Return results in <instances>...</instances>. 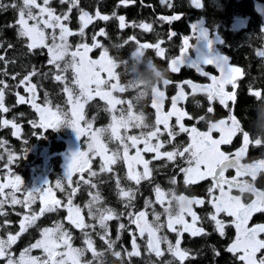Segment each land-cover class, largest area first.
I'll list each match as a JSON object with an SVG mask.
<instances>
[{"label": "trees", "instance_id": "1", "mask_svg": "<svg viewBox=\"0 0 264 264\" xmlns=\"http://www.w3.org/2000/svg\"><path fill=\"white\" fill-rule=\"evenodd\" d=\"M0 2L10 3L11 0H0ZM16 2L19 3L20 0H16ZM37 2L43 4V0H37ZM257 2H264V0H200L202 5L200 8H197L192 0H166L165 3H162L161 0H130L127 5L122 4L121 0H79V4L73 7L71 12H68V3L61 4L60 0H50L49 6L55 10L56 15L62 16L64 13H68L69 19L63 23L73 33L67 37V42L71 45L69 51H74L78 45L88 44L91 46L93 43H99L102 47L93 48L91 51L92 57H97L107 48L113 59L116 74L119 76V84L123 87V92L118 94L123 103L116 106L115 113L109 110L105 101L95 97L85 103L84 119L81 123L84 126L91 123L92 131L102 129L101 141L105 144L108 155H112L118 148L120 154L123 155V146L112 139L110 127L113 123L112 116L115 115L119 120L121 135L139 136L142 131L151 130L148 127L155 123L156 113L155 109L151 107L152 98L148 102L143 98L149 93L146 82L151 81L153 76L158 74L156 66H161L167 69V79L170 81L168 85L161 84L160 87L166 96V107L171 104L172 97L176 96L180 89L186 90V98L179 101L180 107L188 113L187 117L182 120L185 127L195 126L203 132L208 130L209 121L228 119L233 113L240 122L241 130L248 134L252 133L249 135L252 143L248 149L247 159H263L264 140L260 139L259 133L264 132V57L258 56L257 53L264 51V18L255 9ZM169 4L171 7L168 6ZM81 9L94 17L92 23L84 29L83 36L80 35ZM97 12L109 16L110 19L105 21L95 18ZM172 14H179V19L170 23L161 19L164 15ZM119 16L125 17L127 27L120 28L117 19ZM236 17L246 18V24L235 28L233 23ZM16 19L17 12L15 10L11 8L6 11L0 10V56L5 57L4 61H0V80L8 85L5 89L4 102L5 106L10 109L7 113L0 112V120H14L20 126L19 136L13 135L15 130L10 125L8 127L0 126V141L6 142L3 147H0V157H3L0 159V182L7 183L14 173L22 178L26 187L32 189L34 179L38 176L44 177L50 182L49 186L56 193L57 198L62 201H66L72 189L77 187L78 191L73 197L82 210L84 222L96 226L94 231L92 228L83 231L89 232L96 251L100 253L98 258H94L91 251L82 250L80 257L83 264H168L170 261L172 264H179L167 251V244H161L163 256L158 257L155 253H150L146 245L147 234L141 238L136 225L129 222L127 215L128 212L145 210L146 200L155 202L157 186L165 193L174 191L176 195H185L189 198L197 197L205 201L203 206L194 205L193 210L201 218L197 222L198 227H203L206 234L191 236L189 233H184L181 238V248L190 252V256L184 261V264H240L236 256L227 251L235 237L234 228L230 224H226L225 235L221 236L215 230L214 222L208 218V214L214 212L209 203L208 194V188L212 182L207 179L186 186L184 174L180 172V168L187 167V163L182 158H177L176 161H168L166 158L156 160L153 159L155 153H143L144 159L151 161L149 165L151 176L148 179H141L140 184H136L135 181L127 179L126 163L117 161L111 166L112 172H101L100 165L103 163V159L98 153L92 152L88 157L90 165L82 175L77 173L73 175L71 186L65 179L62 181L65 189L63 192L55 187L56 181L64 175L62 154L67 148V140L73 137L75 132L67 127H61L59 130L34 128L30 122L38 123L39 113L31 103L18 104L17 93L23 95L26 100L29 99L30 94L25 92L27 85H19V81L35 70L36 74L31 76L30 81L36 85V103L41 107L50 106L53 111L59 107L71 117V106L64 88L67 85L72 88L74 96L80 95L78 86L72 83L75 76L72 66L75 61L73 59L70 70L61 73L54 65L48 63L50 55L47 48L38 47L29 51L27 39L18 37L16 28L10 26L15 24ZM198 19H203L204 25L209 27L212 35L216 34L221 38V42L217 43L215 49L228 56L229 62L241 68L243 72V75L238 78L235 88L236 101L235 103L229 101L228 107L221 105L219 100L209 102L206 94L202 92L189 91L190 86L184 83L185 81L190 80L201 85L208 81V78L201 76L196 69L185 65L179 73H172L168 67L171 59L179 55L183 37L189 36L190 42L195 40L191 25ZM141 22L151 24L152 30L144 31L138 26H133V24L139 25ZM101 29L104 30L105 35H99ZM173 32L176 35L170 38V34ZM47 33L50 36L52 30L48 29ZM56 35L59 36V28L56 29ZM46 42L49 45L52 43L51 39ZM57 42H60L59 39ZM157 43L165 50L164 57L157 56L155 48H139L142 44L155 45ZM9 44L13 47L8 48ZM190 54L194 55L193 50H190ZM59 63L63 68V61ZM204 69L216 73L212 65H206ZM5 71L7 75H4ZM57 74L62 75L65 79L63 81L55 80ZM13 76L16 77L15 80ZM231 88L229 87V89ZM154 89L150 90L152 94ZM254 91H260L262 96L252 95L251 93ZM45 93H47V97H45ZM209 106L213 108L212 113L207 112ZM144 114L148 118L147 125L144 123ZM201 116H204L205 119L200 120ZM171 128L179 134L175 140L168 143L170 138L167 132L161 131L160 140L165 142L164 148L161 149L162 152L172 151L177 145L184 147L190 143L188 133H180L179 125L175 121H172ZM241 138L243 135L239 132L232 143L225 145V148L238 147ZM257 139L262 141L261 144H255ZM90 142V136L81 137V150L88 152ZM141 146L143 144L139 145L140 148ZM25 149H28L27 155H25ZM9 151L17 157L16 161L10 165L12 173L5 167L8 163ZM129 152H133V148H130ZM91 172H96L97 175L93 177L90 175ZM117 177L120 178L121 187L131 188L135 191L132 207L125 208L126 201L118 195ZM173 178L176 181L175 184L171 183ZM83 180H89L97 187L91 188L90 184H84ZM10 191L11 189H5V192ZM96 191L101 194L103 207L112 208L117 214H124L119 219L107 222V239L115 241L112 249H109L105 240L100 238L103 235V230L95 220L88 216L85 207L91 199L89 192L94 194ZM16 195L23 201L26 193L21 191ZM153 206L157 211H163L161 205L154 204ZM39 210L38 198L30 208H25L22 204H4L0 209L6 213V215H0V239L6 240L9 234L19 233L20 221L23 216L30 212L39 213ZM147 211L149 212L148 220L152 222L154 217L151 215V207ZM64 212L63 208H58L55 212H46L38 218L34 226L21 233L11 246L14 257L40 240L43 228L53 227L57 222L63 223L65 230L71 233L74 248L86 249L83 231L67 221ZM220 218L224 222L227 220V216L224 214H221ZM161 219L166 223V217ZM121 224L125 225L123 229L120 227ZM133 234L136 236L140 255L129 257L128 253L133 250ZM159 235H166L173 243L177 238L176 233L167 230V228H164ZM113 252H119L121 255L115 256ZM30 254L36 257L44 255L41 249H32ZM5 261L6 259L0 258V264Z\"/></svg>", "mask_w": 264, "mask_h": 264}, {"label": "snow or ice", "instance_id": "2", "mask_svg": "<svg viewBox=\"0 0 264 264\" xmlns=\"http://www.w3.org/2000/svg\"><path fill=\"white\" fill-rule=\"evenodd\" d=\"M49 2L50 0H43V4H40L37 0H20L18 3L16 0H11L10 3L0 2V10L6 11L11 8L17 12L16 22L10 26L16 28L18 37L27 39L29 51L38 47L47 48L50 55L48 63L54 65L59 72L63 73L67 71L65 67L61 68V64L59 63L64 60L66 54H70L75 61L72 66L75 73L72 83L78 86L80 95L74 96L72 88L67 85L64 88V91L68 94V103L71 104V117L68 116V113L60 110L59 107H57L56 111H53L50 106L41 107L36 103V85L30 81L31 76L36 74L35 70L19 81V85H27L25 92L30 94L29 99L26 100L23 95L17 93L18 104L31 103L32 107L39 113V122H30L34 128L59 130L61 127H67L75 132L78 139L86 135L90 136L91 142L88 144V152L78 150L72 154L63 177L56 181L55 187L63 192L65 189L62 181L65 179L68 181L69 186H71L73 175L77 171L82 172L84 170L88 164L89 153L92 152L98 153L103 159V163L100 165L101 172H112L111 166L116 164L117 161L126 163L128 167L127 179L135 181L136 184H140L141 179H148L151 176V169L149 168L151 161L144 159L142 153H155L153 159L156 160L166 158L168 161H176L177 158H182L188 165L187 167L180 168V172L184 174L186 186L195 184L201 180L211 179L212 185L208 188V194L210 197L209 203L214 212L209 213L208 218L214 222L215 230L221 236L225 235V222L218 217L221 213H225L228 217L233 218L231 225L236 229V238L227 248V251L236 256L240 264H264V239L260 238L264 234V224H256L252 227L248 226L249 220L254 213L264 212V191L257 189L253 183L244 179V177L250 176L254 181L258 173L264 172V160L253 163L241 162L248 149V145L252 141L249 138V134L241 130L242 128L237 118L232 115L228 120L209 121L208 130L203 132L195 126L187 128L182 123V120L188 113L177 108L178 101L186 98L183 89L176 96L172 97V108L168 112L163 111L166 97L164 91L160 90L158 95L161 97V101L151 104L156 113L155 123L148 127L151 130L147 132L142 131L139 136L121 135L119 122L115 115L112 116L113 123L110 125L112 139L123 146V155L120 154L119 148L112 155H107L108 150L101 141L102 129L92 131L91 123H88L86 127H82L80 122L84 119L83 109L85 103L93 100L95 97H99L105 101L112 113L117 111V105L123 103L113 95L114 92H123V88L119 86V76L116 74L113 59L109 55L107 48L103 50L98 60H92L88 57L91 48L102 47L99 43H93L91 46L88 44L78 45L75 51H69L71 45L68 44L67 37L73 35V33L63 23V21L69 19L68 13H64L62 16L56 15L55 10L49 6ZM129 2L130 0H121V3L125 5ZM161 2L165 3L166 0H161ZM192 2L197 8L202 7L200 0H192ZM60 3H68V12H71L72 8L79 4V0H60ZM168 6L171 7V4ZM80 13V35L83 36L84 29L92 23L94 17L88 12L83 11V9L80 10ZM113 16H115V13H113ZM95 18L105 21L110 19L109 16L101 15L99 12L96 13ZM117 19L119 20L121 29L127 27L124 16H119ZM161 19L170 23L172 20L179 19V17H161ZM133 26H138L144 31L152 30V25L149 23L141 22L139 25L133 24ZM57 28H59L58 37L56 35ZM48 29L52 30L50 36L47 33ZM191 29L196 40V45L190 42L191 38L189 36H184L182 46L179 49V55L171 59L168 67L172 73H179L185 65L196 67L197 73L207 77L211 83L201 85L193 83L190 80L184 83L192 88L193 93L202 92L206 94L209 102L219 100L221 105L228 107L229 101L235 103L236 92H229L226 88L231 85L235 90L237 79L243 75V72L241 68L229 63L228 56L212 51L214 41L206 28L193 24L191 25ZM99 35H105L103 29L100 30ZM175 35L176 33H171L170 38ZM48 39H51V45L46 42ZM58 39L59 43H57ZM93 40H95V37H93ZM197 45H202V47H198ZM12 47L11 44L8 45V48ZM139 48H155L157 56L164 57L165 55V50L160 47L159 43L155 45L142 44ZM81 49L83 50L81 51ZM193 49L196 51L195 60L188 55L190 50ZM257 55L264 57V51L258 52ZM4 60L5 57L0 56V61ZM206 65L214 66L219 75H212L205 71L204 66ZM101 73H106L107 77L103 78ZM4 75H7L6 71ZM13 79L15 80L16 77L13 76ZM64 79L65 77L60 74L55 76V80L57 81H63ZM169 83L168 79L163 82L164 85H168ZM0 85H3V87H0V112L7 113L10 109L5 106L4 97L5 89L8 85L3 80H0ZM251 94L262 96L260 91H254ZM45 97H47V93H45ZM207 112L212 113L213 108L209 106ZM173 116L176 117L179 132L188 133L190 143L184 147L177 145L172 151L162 152L161 149L164 148L165 142L160 140V136L162 135L160 126H163V129L170 138L167 141L168 143L175 140L179 134L174 132L170 127L169 121ZM199 119L204 120L205 117L201 116ZM9 125L15 130L13 135L19 136L20 126L14 120H0V126L8 127ZM213 132H218L220 134L219 138H214ZM238 132L243 135V146L235 153L222 151L221 146L231 144L233 137ZM33 134L36 135V133ZM153 140L157 142L152 143ZM261 142L259 139L255 140V144L257 145L261 144ZM5 143V141H0V147H3ZM141 144H143V148L139 147ZM130 148L136 149L135 155H129ZM27 152L28 149H25V155H27ZM2 158L0 157V159ZM16 159L17 157L14 153L9 151L8 163L5 167L10 173H12L10 165ZM138 165H143L142 174L136 171V166ZM228 169H235L236 175L231 179L225 176V172ZM90 175L94 177L97 173L91 172ZM83 183L90 184L91 188L97 187L95 183H91L89 180H83ZM171 183H176L174 178ZM49 185L50 182L45 181L44 186L29 189L25 186L22 178L14 173H12V178L7 183L0 182V197H3V199H0V209L6 203H11L12 205L22 204L25 208H30L36 202L37 196L43 205L39 213L32 212L23 216V219L20 221L19 233L16 235L9 234L6 240L0 239V258L6 259V264H83L80 257L82 250L91 251L94 258L100 256V253L94 247L89 232L83 231L87 228H92L94 231L96 226L86 224L81 214V208L72 202L71 197L75 195L76 188H73L72 192L69 193V199L65 207L68 212V221L83 231L86 249L74 248L71 233L65 230L63 223L57 222L53 227L43 228L41 239L32 244L30 248L25 249L19 258L14 257L9 251L18 236L27 231L28 228L34 226L40 216H43L46 212L58 210L61 201L55 198ZM116 187L118 195L126 201L125 208L132 207V202L135 200V191L131 188L125 189L121 187L119 177L116 179ZM5 189H11V191L5 192ZM233 190L238 194L233 195ZM21 191L26 193L23 201L16 195ZM217 191L219 195H213ZM155 193V202L146 200L145 210L127 213L129 222L136 225L141 238L147 234L146 245L150 253H155L158 257L163 256L161 244H167V251L179 264H184V261L190 256L189 250L181 248V238L184 233H189L191 236L206 234L203 227L196 226L201 218L193 210V205L203 206L205 201L197 197L189 198L185 195H176L174 191L165 193L159 186L155 188ZM89 195L91 199L85 205L87 214L98 223L100 229L103 230V235L100 238L105 240L109 249H112L115 241L107 239V222L112 219H119L124 214H117L114 209L103 207L99 191H96L94 194L89 192ZM249 199L250 202H246ZM154 204L161 205L163 211H157L153 206ZM149 207H151V215L154 217L152 222L148 220L149 212L147 209ZM0 215H6V213L0 211ZM17 215L20 214L17 213ZM188 216L191 217V222L186 219ZM162 217H166V223L162 222ZM120 227L123 229L125 225L121 224ZM164 228L176 233L177 238L175 243L169 240L166 235H159ZM32 249H41L44 255L42 257L32 256L30 254ZM132 249L128 253L129 257L140 255L135 234H133L132 238ZM113 254L115 256L121 255L119 252H113ZM168 264H172V262L170 261Z\"/></svg>", "mask_w": 264, "mask_h": 264}, {"label": "rangeland", "instance_id": "3", "mask_svg": "<svg viewBox=\"0 0 264 264\" xmlns=\"http://www.w3.org/2000/svg\"><path fill=\"white\" fill-rule=\"evenodd\" d=\"M257 10L261 13V15L263 16V18H264V4H261V3H258L257 4ZM204 21H203V19H198V20H196L195 22H194V24H197V25H199V26H202V25H204V23H203ZM233 25H234V27L235 28H240V27H242L243 26V22H242V19L241 18H239V19H236L235 21H234V23H233ZM212 39H213V41H214V43H213V46L215 47L216 45H217V43H219V42H221V38H219V36H217L216 34L215 35H212V37H211ZM58 43V42H57ZM193 44L194 45H196V40H194L193 41ZM198 47H202V45H197ZM77 49V48H76ZM75 49V50H76ZM92 49L93 48H91V51H92ZM74 50V51H75ZM83 49H81V51H82ZM91 51H89V53H88V57L90 58V59H92V60H98L99 58H100V55L99 56H97V57H92V52ZM212 51L213 52H215V53H218V54H221L220 53V51H218L217 49H215V48H213L212 49ZM193 52H194V57H195V59H196V51L193 49ZM102 53V52H101ZM138 54H140V52H138ZM230 63V62H229ZM231 64V63H230ZM232 65V64H231ZM234 66V65H233ZM214 67V66H213ZM235 67H237V66H235ZM215 68V67H214ZM216 70V69H215ZM216 72H217V75H219V73H218V71L216 70ZM101 75H102V77L103 78H106L107 77V74L106 73H101ZM241 77V76H240ZM239 78V77H238ZM238 80V79H237ZM119 86L121 87V88H123L120 84H119ZM229 87H231V85H229V86H227V88H226V90L229 88ZM163 91L162 89H160V88H155L154 89V93H153V96H159L158 95V92L159 91ZM181 90V89H180ZM80 91V90H79ZM183 91L185 92V95H186V90L185 89H183ZM189 91L190 92H193V90H192V88L191 87H189ZM120 92L118 91V92H114L113 93V95L114 96H116L118 99H121L120 98V96L118 95ZM79 96V95H78ZM160 97V96H159ZM166 97V96H165ZM165 100H166V98H165ZM165 100H164V107H163V111L164 112H168V111H170L171 110V108H172V100H171V104L168 106V107H166V104H165ZM161 101V97H160V99L159 100H157V99H155V98H152V103L153 102H157V103H159ZM181 101V100H180ZM83 102V101H82ZM70 106H71V104H70ZM177 108H179V109H181V110H183L181 107H180V105H179V101H178V103H177ZM184 111V110H183ZM185 117H187V116H185ZM184 117V118H185ZM174 118V119H173ZM183 118V119H184ZM117 119V118H116ZM222 120H228V119H222ZM117 121L119 122V120L117 119ZM172 121H175L176 122V117L175 116H173L171 119H170V121H169V124H170V127H171V123H172ZM81 123V122H80ZM177 123V122H176ZM81 126L82 127H86V126H84L82 123H81ZM160 128H161V131H163L164 129H163V126L161 125L160 126ZM165 131V130H164ZM212 135H213V137L214 138H219V133L218 132H216V133H212ZM80 139L81 138H77V136H76V134L73 136V137H71V138H69L68 140H67V148H66V150L63 152V154H62V159H63V172L65 173V169H66V166H67V164L69 163V161H70V158H71V156H72V154L74 153V152H76V151H78V150H81V147H80ZM157 141H152V143H156ZM141 148H143V146H141ZM130 150V149H129ZM222 150V149H221ZM135 152H136V149L135 148H133V152H129V155L131 156V155H135ZM107 155H108V153H107ZM142 155H143V153H142ZM144 156V155H143ZM101 157V156H100ZM102 158V157H101ZM145 158V157H144ZM90 165V162L88 161V164L85 166V168H84V170L81 172V171H77L76 173L78 174V175H82V173L85 171V169H87L88 168V166ZM188 166V165H187ZM126 167H127V164H126ZM127 170H128V167H127ZM136 171L137 172H139V173H143V165H138V166H136ZM75 173V174H76ZM74 174V175H75ZM45 181H47L46 180V178H44V177H37V178H35L34 179V185L32 186V188H39V187H42V186H44V184H45ZM74 188H77V187H74ZM52 192H53V195L55 196V198L56 199H59L60 201H61V207H59V208H63L64 209V217H65V219H67V216H68V212H67V208L65 207V205H67V202H68V199H69V196H68V198L66 199V201H62L60 198H57V196H56V193L52 190ZM213 195H219V193H217V192H215ZM38 199H39V197H37ZM71 199H72V202H73V204L74 205H77L76 204V202L74 201V197L72 196L71 197ZM39 202H40V208L43 206L42 205V202H41V200L39 199ZM193 207H194V205H193ZM31 213V212H30ZM81 214H82V212H81ZM221 214H224L225 216H227L225 213H221ZM220 214V215H221ZM82 216H83V214H82ZM219 219H221L220 218V216L218 217ZM186 219L189 221V222H191V217L190 216H188V217H186ZM232 219L233 218H231V217H228L227 216V220L225 221V226H226V224H230L231 225V221H232ZM222 220V219H221ZM67 221H68V219H67ZM150 222V221H149ZM197 227H198V225H196ZM138 230V229H137ZM138 232H139V230H138ZM235 238H236V233H235V237H234V239H233V241L235 240ZM41 239V238H40ZM232 241V242H233ZM231 242V243H232ZM231 243H230V245H231ZM229 245V246H230ZM9 251L13 254V252H12V247L9 249ZM22 252H24V251H22ZM22 252H20L19 253V255H17L16 256V258H19L20 257V254L22 253ZM13 256H14V254H13ZM5 264H6V261H5Z\"/></svg>", "mask_w": 264, "mask_h": 264}, {"label": "flooded vegetation", "instance_id": "4", "mask_svg": "<svg viewBox=\"0 0 264 264\" xmlns=\"http://www.w3.org/2000/svg\"><path fill=\"white\" fill-rule=\"evenodd\" d=\"M258 3H261V4H264V2H257L256 4H255V9L257 10V4ZM258 11V10H257ZM259 12V11H258ZM260 13V12H259ZM261 14V13H260ZM239 18H241L242 19V22H243V26H244V24H246V21H247V19L246 18H244V17H236L235 18V20L236 19H239ZM213 48H215V47H213ZM215 75H217V72L215 73ZM209 82H210V80L208 79V81L205 83V84H209ZM227 90H232V88L231 89H227ZM232 114V113H231ZM231 114H230V116H231ZM237 120H238V118H237ZM207 131V130H206ZM214 133H216V132H214ZM239 134V132L237 133V135ZM236 135V136H237ZM235 138V136L233 137V139ZM241 146H243V138H241V141H240V145L238 146V147H236V148H229V149H227V148H225V145H222L221 146V149H222V151H224V152H226V153H235ZM250 148V144L248 145V149ZM247 149V151H246V153H245V156L243 157V159H242V163H251V162H256V161H260V160H254V159H251V160H248L247 158H248V150ZM264 155V154H263ZM261 160H264V158L263 159H261ZM236 175V173H235V169H228L226 172H225V176L227 177V178H229V179H231L233 176H235ZM244 179H246V180H248L250 183H253L254 184V186L257 188V189H259V190H261V191H264V172H260V173H258L257 174V176H256V179L253 181L252 180V178L249 176V177H244ZM210 181H211V179H209ZM212 182V181H211ZM225 188H227V186H225ZM217 193H219L218 191H217ZM233 195H236V194H238L235 190H233V193H232ZM209 200H210V197H209ZM246 202H250V199L248 200V201H246ZM256 224H264V212H257V213H254L253 214V216L251 217V219L249 220V224H248V226L249 227H252V226H254V225H256ZM231 227H233L234 228V230H235V233H236V229H235V227L234 226H232V225H230ZM260 238H262V239H264V234H262V236L260 237ZM259 254V253H258ZM1 264H5V263H1Z\"/></svg>", "mask_w": 264, "mask_h": 264}, {"label": "clouds", "instance_id": "5", "mask_svg": "<svg viewBox=\"0 0 264 264\" xmlns=\"http://www.w3.org/2000/svg\"><path fill=\"white\" fill-rule=\"evenodd\" d=\"M142 53H143V50H141ZM146 54V53H144ZM63 63H64V67L67 69V70H70L71 69V64L73 63V57H71L70 54H66L65 57H64V60H63ZM153 64H155V61H153ZM156 71L158 74L154 75L152 80L151 81H147V87L149 89V93L147 96H145L143 98L144 101H149L150 98H155L157 100L160 99L159 96H153V94L151 93V89L152 88H160L161 87V84H163L164 80L167 79L168 77V72H167V69L161 67V66H156ZM145 115V125H147L148 123V118H147V115ZM249 135H252V133H249ZM260 135V139L261 140H264V132H261L259 133Z\"/></svg>", "mask_w": 264, "mask_h": 264}, {"label": "water", "instance_id": "6", "mask_svg": "<svg viewBox=\"0 0 264 264\" xmlns=\"http://www.w3.org/2000/svg\"><path fill=\"white\" fill-rule=\"evenodd\" d=\"M172 16H178V17H180V15L179 14H172V15H164V16H162V17H172ZM177 20V19H176ZM176 20H172L171 22H174V21H176ZM201 28H206L208 31H209V33H210V36H212V32H211V30L209 29V27L208 26H206V25H202V26H200ZM214 47V46H213ZM190 57H192V59L193 60H195V57L194 56H192L191 54H190V52H189V54H188ZM192 67V66H191ZM194 69H196V67H193ZM205 70V69H204ZM196 71H197V69H196ZM205 71H207V70H205ZM207 72H209L210 74H212V75H215L214 73H212V72H210V71H207ZM209 83H211V81L209 82ZM227 91H229V92H232V91H235L234 89H232V90H227ZM233 115V113L231 114V116ZM242 162V161H241ZM251 163H253V162H251ZM77 189V188H76ZM77 191H78V189H77ZM77 191H76V193H77ZM59 207H61V205L59 206Z\"/></svg>", "mask_w": 264, "mask_h": 264}]
</instances>
